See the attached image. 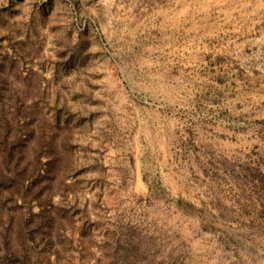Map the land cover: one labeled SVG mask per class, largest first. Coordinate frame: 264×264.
I'll return each mask as SVG.
<instances>
[{"label":"rangeland","instance_id":"374dc122","mask_svg":"<svg viewBox=\"0 0 264 264\" xmlns=\"http://www.w3.org/2000/svg\"><path fill=\"white\" fill-rule=\"evenodd\" d=\"M0 264H264V0H0Z\"/></svg>","mask_w":264,"mask_h":264}]
</instances>
